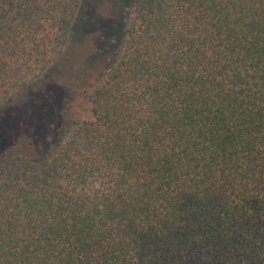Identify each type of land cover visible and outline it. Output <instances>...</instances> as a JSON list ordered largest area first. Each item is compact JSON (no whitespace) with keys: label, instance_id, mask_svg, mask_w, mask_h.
I'll use <instances>...</instances> for the list:
<instances>
[{"label":"trees","instance_id":"trees-1","mask_svg":"<svg viewBox=\"0 0 264 264\" xmlns=\"http://www.w3.org/2000/svg\"><path fill=\"white\" fill-rule=\"evenodd\" d=\"M86 0H0V108ZM41 160L0 163V264H264V0H134Z\"/></svg>","mask_w":264,"mask_h":264},{"label":"rangeland","instance_id":"rangeland-1","mask_svg":"<svg viewBox=\"0 0 264 264\" xmlns=\"http://www.w3.org/2000/svg\"><path fill=\"white\" fill-rule=\"evenodd\" d=\"M134 0H86L80 26L61 58L36 84L0 108V163L41 160L70 127L84 91L119 59L125 15Z\"/></svg>","mask_w":264,"mask_h":264}]
</instances>
